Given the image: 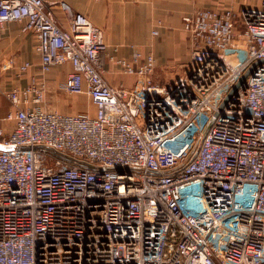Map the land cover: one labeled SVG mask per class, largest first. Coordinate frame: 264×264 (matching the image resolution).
<instances>
[{
    "label": "built area",
    "instance_id": "built-area-1",
    "mask_svg": "<svg viewBox=\"0 0 264 264\" xmlns=\"http://www.w3.org/2000/svg\"><path fill=\"white\" fill-rule=\"evenodd\" d=\"M61 8L67 26L44 0H0V27L20 23L36 38L40 75L70 64L59 89L87 97L95 110L50 108L45 83L7 92L0 264H264V0L238 13L199 8L185 16L190 61L165 84L155 79L154 55L110 56L102 28ZM111 62L138 87L113 85ZM31 67L21 65L17 77ZM252 67L246 87L225 103ZM213 118L191 163L149 173L183 163Z\"/></svg>",
    "mask_w": 264,
    "mask_h": 264
},
{
    "label": "crops",
    "instance_id": "crops-1",
    "mask_svg": "<svg viewBox=\"0 0 264 264\" xmlns=\"http://www.w3.org/2000/svg\"><path fill=\"white\" fill-rule=\"evenodd\" d=\"M48 11L67 26L61 3L68 4L74 11L85 14L90 21L102 28L108 43V54L117 58L130 57L139 51L143 58L152 54L160 63L178 61L183 71L188 67L192 53V42L185 29L183 19L199 8H236L251 6L257 0H44ZM255 2V3H256ZM159 25V26H158ZM158 30L157 35L152 31ZM0 118L13 110L7 92L24 89L36 83H45L46 98L50 108L62 113L75 114L85 107L82 99H62L60 85L71 71V65L52 69L40 75V55L37 41L32 33H23L21 24L7 23L0 27ZM29 62L31 69L21 78L17 77L20 66ZM107 78L113 85L124 84L138 87L135 75L116 72V64H108ZM80 97V96H78ZM85 97V96H83ZM82 112H94L89 99ZM81 112V113H82Z\"/></svg>",
    "mask_w": 264,
    "mask_h": 264
},
{
    "label": "water",
    "instance_id": "water-1",
    "mask_svg": "<svg viewBox=\"0 0 264 264\" xmlns=\"http://www.w3.org/2000/svg\"><path fill=\"white\" fill-rule=\"evenodd\" d=\"M264 60L260 61V63H263ZM258 64V63H257ZM255 64V65H257ZM254 65V66H255ZM253 66V67H254ZM252 68H250L246 73H244V75L242 76V78L240 79V81L235 85V87L233 88V90L230 92L229 96L227 97L225 103L227 102V100L229 98H231V96L237 91V89L242 86V87H246V80L248 78V76L250 75L251 71H252ZM224 103V104H225ZM214 122V118L211 119V121L209 122V124L207 125V127L205 128V130L203 131V133L200 135L196 145L194 146L193 150L191 151V153L188 155V157L185 159V161H183V163H181L178 167H176L175 169L173 170H169V171H164L163 173H160V172H155V171H149V173L151 174H156V175H159V174H165V175H168V174H174L180 170H182L183 168H185L189 163H191L195 158L196 156L198 155L200 149H201V146L203 144V141L208 133V131L210 130L212 124ZM21 149L23 150H28L30 149V147H22ZM34 149H45V150H48L49 152H51L52 154H54L55 156L61 158V159H64L65 161H68L74 165H77V166H81V167H85V168H88L90 170H101V167H98V166H95V165H92V164H89L88 162H85V161H80V160H77L67 154H64V153H61V152H58L50 147H47V146H35ZM120 170H123V169H120ZM126 170L128 171H143L142 169H139V168H127Z\"/></svg>",
    "mask_w": 264,
    "mask_h": 264
},
{
    "label": "rangeland",
    "instance_id": "rangeland-1",
    "mask_svg": "<svg viewBox=\"0 0 264 264\" xmlns=\"http://www.w3.org/2000/svg\"><path fill=\"white\" fill-rule=\"evenodd\" d=\"M260 1L261 0H257V2L255 1L256 3L254 2L252 4L253 5H258L260 3ZM242 8H244V7H242ZM234 11L236 12V8H234ZM236 13H238V12H236ZM158 64H159V67H158V69L156 71L155 79L160 84L168 83V82L172 81L173 79H175V77H177V76H179L180 74L183 73V67H182L181 61L180 62H178V61H169L167 63L158 62ZM62 99L75 100V101L78 100V99L84 100L83 101V105L85 107L80 112L85 110V108H87V106H88V101L83 96L78 97V96L68 95V94L64 93L62 95ZM49 104H51L50 101H49Z\"/></svg>",
    "mask_w": 264,
    "mask_h": 264
}]
</instances>
